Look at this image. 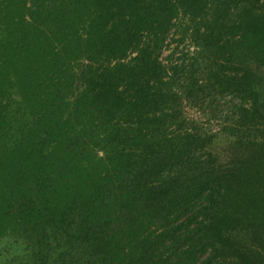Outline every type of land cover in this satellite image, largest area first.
Masks as SVG:
<instances>
[{"label":"trees","instance_id":"1","mask_svg":"<svg viewBox=\"0 0 264 264\" xmlns=\"http://www.w3.org/2000/svg\"><path fill=\"white\" fill-rule=\"evenodd\" d=\"M260 15L264 0H0V237L36 234L11 264H264V38L244 31ZM181 29L199 60L162 63ZM178 75L193 85L175 94ZM219 91L250 114L220 127L222 157L185 111Z\"/></svg>","mask_w":264,"mask_h":264},{"label":"rangeland","instance_id":"2","mask_svg":"<svg viewBox=\"0 0 264 264\" xmlns=\"http://www.w3.org/2000/svg\"><path fill=\"white\" fill-rule=\"evenodd\" d=\"M183 22H186L188 24L187 21H183ZM244 29H245L244 30L245 36L247 38H250L251 40L253 38V35L257 36L258 33L262 34V36L258 34V39H261V37L264 38V16L260 15L256 23L252 24V26L251 24L246 25ZM182 30L184 29H181L178 32L176 31L179 36L178 43L174 42L177 36L174 38L172 36L173 31L172 30L170 31V34L168 36L169 40L164 44V48L161 50V53H160L159 59L161 60L162 63H165L166 61L164 59H166V57H168L171 54H172L171 63L174 62V64H176V67H178L179 63L181 62L186 63L189 59H193L195 57H196V60H199V56L196 53L197 50H195L196 49L195 44H193L192 41H190L187 35L184 36L181 34ZM191 30L192 29L189 27V25H187V31H186L187 34H190ZM225 31H229V30L224 28L223 32ZM179 34H181L182 36H180ZM171 37L172 39H170ZM193 37H195V35ZM200 52L203 55V51H201V49H200ZM261 55H262V52L260 51L255 54V56L253 57L254 59L252 58L254 62L256 63V66H261L260 65ZM131 56H132L131 53L124 54L123 60L126 61ZM190 62L192 61H188L186 64ZM184 63H181V64H184ZM197 63H199V61ZM222 66L224 67V69L229 68L228 63H223ZM193 77H196V75L194 74ZM176 78H177L176 80L177 83L175 84V87H174L175 94L182 89L180 88V82L182 84L184 82V84L193 85V83L191 82V77L189 75L187 76L178 75L176 76ZM214 88L216 87L214 86ZM193 92L196 93L195 88H193V90L191 91V93ZM261 97L262 96L260 94V98ZM238 98H239L238 94H230L226 92L222 94L219 91V93L213 94L212 96H209L208 98L206 97V99L201 97V101L203 105L201 108L199 107L200 110L197 109L196 111L197 114L196 112L192 111L193 109H190V108L185 109L190 119H192L193 122H196L198 126L200 127L201 130L199 131V133L200 134L203 133L204 135L210 136V138L212 137L210 141L213 147L211 148V145H210V148L207 149L209 151L207 152H211V153L214 152L216 153L217 157H222L225 151H228V149L226 148V145L228 144V142H230L229 138L221 135L220 127L221 126H231V127L236 128L239 122L244 123V122L249 121L250 114H247L246 116H244L242 120L238 119L239 117L238 111H241L240 114H243V110H241L243 108H241L242 105L238 101L239 100ZM262 100H259V102H262ZM207 117L208 119H212V123H213V125H210L209 127H205L202 124L204 123V119ZM255 119H256V116H255ZM15 125L12 124V127L9 125L7 126L10 128H13L14 131L16 132ZM100 144L101 143H99L96 146V149H94L93 151H91V153L87 155V157L91 156L89 158L90 160L89 162L93 163L92 158L93 160L95 158H103V150L99 147ZM122 158H120L121 161L124 160V157ZM196 173L197 171L193 169L189 172H186L187 183H190L194 180ZM35 235H36L35 233L23 234V233H20V231H16V230H9L5 232L4 236L0 237V264H11V262L15 258L17 259L27 254L30 251L29 245H31L30 244L31 242H28L29 241L28 238L35 236ZM206 252L207 251H205V253ZM208 256L210 255L208 254L207 257ZM216 256L223 257V255L221 254H217ZM188 264H192V262H188ZM210 264H223V263L218 260V261L211 262ZM230 264H232V262H230Z\"/></svg>","mask_w":264,"mask_h":264}]
</instances>
